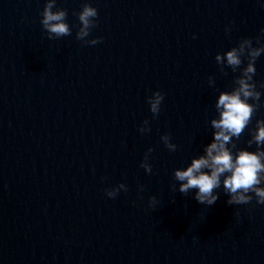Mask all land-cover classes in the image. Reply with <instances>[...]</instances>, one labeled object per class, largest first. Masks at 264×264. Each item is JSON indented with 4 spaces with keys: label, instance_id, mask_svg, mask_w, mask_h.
<instances>
[{
    "label": "water",
    "instance_id": "1",
    "mask_svg": "<svg viewBox=\"0 0 264 264\" xmlns=\"http://www.w3.org/2000/svg\"><path fill=\"white\" fill-rule=\"evenodd\" d=\"M82 2L57 0L72 35L49 40L44 0H0V264H264V205H228L217 190L205 206L170 188L239 74L222 76L214 56L261 35L264 0H88L94 46L75 39ZM255 67L264 80V54ZM154 90L165 94L155 119ZM247 138L238 147L254 151ZM148 147L152 174L140 167ZM120 182L128 191L108 198Z\"/></svg>",
    "mask_w": 264,
    "mask_h": 264
},
{
    "label": "clouds",
    "instance_id": "2",
    "mask_svg": "<svg viewBox=\"0 0 264 264\" xmlns=\"http://www.w3.org/2000/svg\"><path fill=\"white\" fill-rule=\"evenodd\" d=\"M67 15L66 9L57 6V0H44L40 24L49 40L72 35ZM74 15L79 21L75 32L76 40L89 46L103 41L102 36H91L92 29L97 26L98 11L88 0H83L79 11H75ZM231 23L230 21L229 24ZM230 30L226 25L225 33ZM259 31L261 35L242 37L235 46L215 54L217 70L222 76L228 75L226 69L239 74L232 77L231 89L219 91L215 99L216 115L209 121L213 129L210 142L204 144L202 153L191 157L185 167L172 170V179L178 183H173L170 188L185 196L192 192L193 198L205 206L215 204L219 198L217 190L227 195L228 205H248L253 199L256 204L264 205V118H256L254 126L249 127L257 111H264V98L260 91L264 89V80L254 79L256 60L264 54V27ZM207 84L215 88L216 78L209 76ZM164 95L162 91L154 90L146 97L153 119L161 111ZM246 129L248 138L244 143L249 148L255 145L254 151L238 147L237 141ZM137 130L141 134L150 132V121H141ZM160 140L169 152L177 150V145L171 142L170 133L161 134ZM152 152L153 148L148 147L140 162V167L147 174L153 173L148 162ZM137 187L139 192L144 191L143 184H138ZM121 191H128L123 182L104 189L108 198H115ZM158 203L156 196L148 197L149 208L155 210Z\"/></svg>",
    "mask_w": 264,
    "mask_h": 264
}]
</instances>
